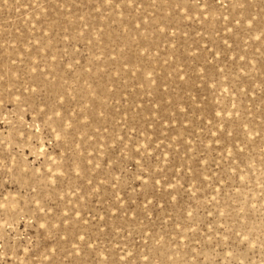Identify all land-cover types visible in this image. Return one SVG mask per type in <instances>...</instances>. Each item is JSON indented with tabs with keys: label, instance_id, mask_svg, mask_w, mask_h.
Here are the masks:
<instances>
[{
	"label": "rangeland",
	"instance_id": "374dc122",
	"mask_svg": "<svg viewBox=\"0 0 264 264\" xmlns=\"http://www.w3.org/2000/svg\"><path fill=\"white\" fill-rule=\"evenodd\" d=\"M0 264H264V0H0Z\"/></svg>",
	"mask_w": 264,
	"mask_h": 264
}]
</instances>
